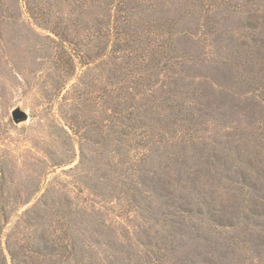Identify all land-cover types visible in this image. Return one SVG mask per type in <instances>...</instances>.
<instances>
[{"label":"rangeland","instance_id":"1","mask_svg":"<svg viewBox=\"0 0 264 264\" xmlns=\"http://www.w3.org/2000/svg\"><path fill=\"white\" fill-rule=\"evenodd\" d=\"M0 264H264V0H0Z\"/></svg>","mask_w":264,"mask_h":264},{"label":"water","instance_id":"2","mask_svg":"<svg viewBox=\"0 0 264 264\" xmlns=\"http://www.w3.org/2000/svg\"><path fill=\"white\" fill-rule=\"evenodd\" d=\"M12 119L15 123L24 121L27 119V114L24 110H22L19 106H16L11 111Z\"/></svg>","mask_w":264,"mask_h":264}]
</instances>
